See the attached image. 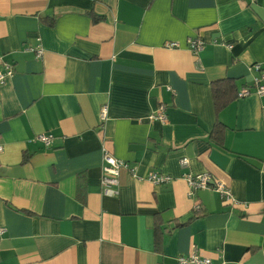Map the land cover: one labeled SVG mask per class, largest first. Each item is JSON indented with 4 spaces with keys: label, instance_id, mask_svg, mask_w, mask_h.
Listing matches in <instances>:
<instances>
[{
    "label": "crops",
    "instance_id": "obj_1",
    "mask_svg": "<svg viewBox=\"0 0 264 264\" xmlns=\"http://www.w3.org/2000/svg\"><path fill=\"white\" fill-rule=\"evenodd\" d=\"M37 44L41 57L25 50ZM255 62L264 0H0V68L13 69L0 84V264H176L193 245L213 264H264V97L237 96ZM216 80L236 94L218 113ZM161 103L166 122L150 121ZM102 147L135 168H120L116 195L101 192ZM152 171L172 179L152 184ZM204 171L236 205L189 195L183 173Z\"/></svg>",
    "mask_w": 264,
    "mask_h": 264
},
{
    "label": "built area",
    "instance_id": "obj_2",
    "mask_svg": "<svg viewBox=\"0 0 264 264\" xmlns=\"http://www.w3.org/2000/svg\"><path fill=\"white\" fill-rule=\"evenodd\" d=\"M255 2L256 0H251ZM39 40V38L37 39ZM188 44L193 53H197L204 47V41L200 37H191L188 39ZM167 47H177L178 43L176 41H169L166 43ZM25 50L34 52L35 57H41L44 49L40 44L36 46H27ZM251 70L257 72V75L253 79V83L251 85H244L240 87L237 91L238 97L247 96L252 92L257 93L259 96L264 97V68L258 62H255L250 67ZM13 73V69L10 64L2 63V67L0 68V84L3 83L6 77L11 76ZM107 108L103 105L100 109V118L104 120L106 117ZM148 119L150 121H159L161 123L166 122V106L161 103L158 107L153 111ZM36 139L43 143L45 146H49L52 141V135L50 133H39L36 135ZM1 150V145H0ZM101 154V177H100V185L101 192L104 195H116L118 193V185H119V170L122 167H127V169L133 173L135 168L133 166H127L126 162L116 158L111 152L102 147ZM188 164V158L182 157L179 159V165L184 167ZM185 180L188 189L189 195L192 192L199 189H208L213 190L219 194L221 201L225 203H229L231 205H236V200L233 198L230 189L223 184L221 181L216 179L210 172L204 171L200 173H192L185 172L182 175ZM144 179L148 180L152 184H162L171 181L172 177L167 174L159 173L156 171H152L148 173ZM200 203L195 202L193 205V210H200ZM5 227L0 226V237L5 233ZM176 264H213L212 260L207 257L200 255L196 247L193 245L192 250L187 255H178L176 257Z\"/></svg>",
    "mask_w": 264,
    "mask_h": 264
},
{
    "label": "trees",
    "instance_id": "obj_3",
    "mask_svg": "<svg viewBox=\"0 0 264 264\" xmlns=\"http://www.w3.org/2000/svg\"><path fill=\"white\" fill-rule=\"evenodd\" d=\"M94 19H99V17H94ZM224 82V83H222ZM233 84L227 80H216L212 82L211 91L212 98L215 107V111L218 113L221 108L228 104L236 94L232 91ZM223 125L217 120L211 132V137L217 142L221 141Z\"/></svg>",
    "mask_w": 264,
    "mask_h": 264
}]
</instances>
